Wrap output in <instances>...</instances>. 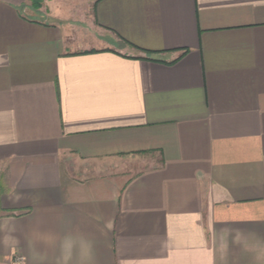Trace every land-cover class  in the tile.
Masks as SVG:
<instances>
[{
    "label": "crops",
    "instance_id": "crops-1",
    "mask_svg": "<svg viewBox=\"0 0 264 264\" xmlns=\"http://www.w3.org/2000/svg\"><path fill=\"white\" fill-rule=\"evenodd\" d=\"M0 264H264V0H0Z\"/></svg>",
    "mask_w": 264,
    "mask_h": 264
},
{
    "label": "built area",
    "instance_id": "built-area-1",
    "mask_svg": "<svg viewBox=\"0 0 264 264\" xmlns=\"http://www.w3.org/2000/svg\"><path fill=\"white\" fill-rule=\"evenodd\" d=\"M23 260H24V259H23L22 257H20V258L17 259L18 262H21V261H23Z\"/></svg>",
    "mask_w": 264,
    "mask_h": 264
}]
</instances>
